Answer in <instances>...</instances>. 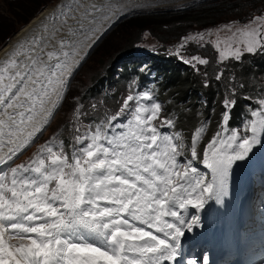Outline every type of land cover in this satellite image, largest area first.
<instances>
[{
	"label": "snow or ice",
	"instance_id": "obj_1",
	"mask_svg": "<svg viewBox=\"0 0 264 264\" xmlns=\"http://www.w3.org/2000/svg\"><path fill=\"white\" fill-rule=\"evenodd\" d=\"M238 24L209 30L215 40L205 41V33L186 37L176 54L189 40L211 43L220 61L264 53V14ZM85 31L87 40L97 29ZM58 43L46 53L47 44L38 50L20 44L0 61V166L33 142L63 99L83 41ZM185 62L209 63L199 56ZM141 101H153L152 94H129L115 115L74 136L70 151L54 137L28 162L0 168V264H179L181 237L200 222L198 215L189 217V208L220 202L232 166L262 142L264 98L249 108L240 128H230L236 101L225 97L200 161L210 176L193 166L208 123L194 129L187 146L181 131H161L176 121L161 119L160 103ZM126 114L125 123L113 124Z\"/></svg>",
	"mask_w": 264,
	"mask_h": 264
},
{
	"label": "trees",
	"instance_id": "obj_2",
	"mask_svg": "<svg viewBox=\"0 0 264 264\" xmlns=\"http://www.w3.org/2000/svg\"><path fill=\"white\" fill-rule=\"evenodd\" d=\"M53 1L13 0L8 4V8L0 10V48L10 41V37L15 34L20 25L28 24L47 8L44 7L45 5ZM200 4L189 8L141 12L118 24L117 30H122L124 27L134 28L138 32L137 37L121 44L119 50L117 49L118 51L108 60L100 61L99 65L103 70L99 72V69L95 73L93 82L72 92H70L71 87L69 88L57 112L59 116L48 128L49 132L59 131L62 139L67 140L72 121V116L67 117V115L71 110L72 112L77 110L78 106L80 113L84 116L85 113L93 114L104 108H117L130 82L151 83L154 97L164 104L162 113L164 116L174 117L175 127L179 128L186 137H190L192 131L204 121L203 117L210 113H212V122L208 131L213 129L218 120L221 100L231 87L238 92L232 117V121H235L247 101L241 93L256 94L262 87L264 53H245L240 61L231 58L220 61L219 52L211 43L198 44L195 41L191 44L193 43L191 41L190 50L192 51L188 54L197 55L209 61L206 65L195 63L193 67L192 64L177 59L176 53L170 52L166 45L183 39L186 31L192 26L202 28L218 24L225 20L222 19L223 15L264 14V0H212ZM170 29L179 31L169 32ZM142 31H149L151 35H154L155 41L165 44V46L161 45L162 52L147 53L153 58L147 65L133 59L134 48L140 42L139 35ZM97 51L98 49L94 52ZM217 75H220L219 80L216 79ZM201 93L204 94L205 99H201ZM86 118L87 116L84 119ZM208 135L207 132L205 137Z\"/></svg>",
	"mask_w": 264,
	"mask_h": 264
},
{
	"label": "rangeland",
	"instance_id": "obj_3",
	"mask_svg": "<svg viewBox=\"0 0 264 264\" xmlns=\"http://www.w3.org/2000/svg\"><path fill=\"white\" fill-rule=\"evenodd\" d=\"M12 1L13 0H0V10L8 8V4H10ZM56 1H58V0H54L53 2L48 3L44 7H49V6L53 5ZM207 1H212V0H194V1L193 0H191V1H188V0H161V1H157V2H156V0H154L153 2H151V1L147 2L145 0H142V1L136 2V4L127 5L128 4L127 3L126 5L128 7H125L126 11H123L120 14H117V12H114V13L110 14L109 16L104 15V17H107V19H109L110 21H113L115 18H116V21L113 22L112 25L109 26L100 36H99L100 32H98V31H102L107 26V24L105 25V22H104L105 18L99 22V25L102 26V27L99 26V28L97 30V32L99 34L96 32L97 36H96V34L92 35L88 40L91 41L92 38H95L93 40L96 41L97 37L98 36L99 37H98L97 41L94 43L95 45L93 44L91 46L87 55L84 57L82 63L79 65V67L72 74V76L69 80V83H68V88H67L66 94L68 93V90L70 87H71L70 92H72L73 90H79V89L85 87L86 85L90 84L91 82H93V79H94L93 77H94L95 73L99 69H100L99 72H101L103 70V68H101V65H99L100 61L101 60H103V61L108 60L109 58H111V56H113V54H115V52H117L119 50V46L121 44H123L124 42H127V40H129V39H133L134 37H137L138 32L132 27H124V28L122 27L123 28L122 30H117V28H116L118 24H121L128 17L135 15V14H138V13H141V12H146V11L172 10L175 8L194 7V6L201 5L200 3H202V2H207ZM259 15H261V14H259V13H251V14L235 13L233 15H230V14L229 15H223L222 19H225V20H222L218 24H211V25H207L206 27H202V28H193V26H192V28H190V30L186 31V34L183 36V39H181L177 42L168 43V45H166V46H168V49L170 50V52L176 53L177 48L182 43H184V38H186V37L195 36L197 33H205L206 34L205 35V41L215 40L216 39L215 35H212V36L207 35V32L209 30H216L220 26L225 25V24H229V23L234 22V21H238L239 24H245L252 17L259 16ZM102 24H104V25H102ZM239 24L237 26H239ZM23 26H24L23 24L20 25V27H18L17 31L20 30ZM170 30L171 31H169V32H178L179 31V30L176 31L175 29H170ZM16 32H15V34H16ZM15 34H13L10 37V39H9L10 41L12 40L11 38ZM139 38H140V40H139L140 42H138L135 45L136 47L134 48V50L144 51L145 49H149V50L156 51V52H160V51L162 52L163 51V49H160V48H161V45L165 46V44L160 43L159 41L158 42L155 41L154 35H151L149 31H142L139 35ZM88 40L85 42L89 43ZM191 41L193 42L191 44H194L195 41L189 40L186 44H184V47L180 49V54L179 55L175 54L177 59H181L185 62L184 59L189 60V59H191V57L197 56V55L191 56L188 54V53H190L189 51H192V50H190V47H191L190 42ZM202 43H205V42H202ZM96 49H98V51L94 52ZM80 52H82V50H80ZM182 57H183V59H182ZM76 58H78V57H76ZM66 94H65L60 106L54 112L48 126H51V124H53L56 117L59 116L57 112H58L59 108L61 107L62 103L64 102ZM71 112H72V110L67 115V117H70ZM48 128L45 129L44 134L42 135V138L30 146L36 147V146L40 145L41 144L40 140H42L45 136H47L49 133H51V132H49ZM41 133H40V135H41ZM30 146H28V147H30ZM22 154L23 153H21V155ZM17 161H18V158H17ZM17 161H16V163H17Z\"/></svg>",
	"mask_w": 264,
	"mask_h": 264
},
{
	"label": "bare ground",
	"instance_id": "obj_4",
	"mask_svg": "<svg viewBox=\"0 0 264 264\" xmlns=\"http://www.w3.org/2000/svg\"><path fill=\"white\" fill-rule=\"evenodd\" d=\"M138 1L142 0H58L53 5L42 10L28 24L23 26L10 42L2 47L0 51V61L8 58L9 54L20 44H24L25 48L34 47L37 50L47 44L48 46L44 48L46 53L54 49L58 50V41L64 39L67 41H83L79 49V52L80 50H82V52H80L77 56L78 58H76L80 63L87 49L92 46L99 37H97L96 41L93 40L95 38H92L91 41L87 39L89 43H86L85 41L87 40H85V36L88 35V32L85 30L91 28H96L98 30L100 26L99 22L105 18L104 15L109 16L114 12L120 14L126 11L125 7H128L127 5L136 4ZM145 1L153 2L154 0ZM157 1L161 0H156V2ZM93 4H95L99 10L91 8L90 6ZM104 22L105 25H108L112 21L105 19ZM81 24L84 28H81ZM69 29H72V33L75 34H71ZM96 32L91 34V36L95 35ZM98 32L101 33V31ZM53 33H55V35H53ZM37 37L42 38L40 43L35 45L31 44L30 42ZM44 58L46 59V55ZM77 66L73 69L72 74ZM71 75L67 77L68 82ZM37 120H39V117H37Z\"/></svg>",
	"mask_w": 264,
	"mask_h": 264
}]
</instances>
